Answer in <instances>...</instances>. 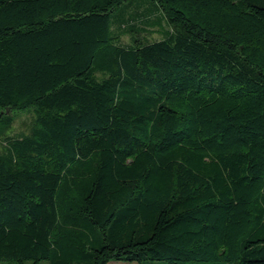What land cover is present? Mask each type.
<instances>
[{"label": "trees", "instance_id": "1", "mask_svg": "<svg viewBox=\"0 0 264 264\" xmlns=\"http://www.w3.org/2000/svg\"><path fill=\"white\" fill-rule=\"evenodd\" d=\"M18 114L0 259L264 264V0H0Z\"/></svg>", "mask_w": 264, "mask_h": 264}, {"label": "rangeland", "instance_id": "2", "mask_svg": "<svg viewBox=\"0 0 264 264\" xmlns=\"http://www.w3.org/2000/svg\"><path fill=\"white\" fill-rule=\"evenodd\" d=\"M169 28L170 27L168 26V24L165 21H163L162 27H159V26L150 27L147 29L148 32H143L142 35L144 36L145 39H148L150 41L160 39L163 37L162 30L169 29ZM120 40L124 44H130L132 43L133 38L130 36V34L124 33L121 35ZM32 124H33L32 115L18 114L16 116V119L13 125L9 129L6 130L3 128H0V151H2L4 148V138L6 136L22 137L25 134L29 133ZM122 263L130 264L131 262H122ZM0 264H15V263L10 262L9 260L0 259ZM39 264H49V263L47 260H43ZM109 264H114V263L111 262Z\"/></svg>", "mask_w": 264, "mask_h": 264}, {"label": "crops", "instance_id": "3", "mask_svg": "<svg viewBox=\"0 0 264 264\" xmlns=\"http://www.w3.org/2000/svg\"><path fill=\"white\" fill-rule=\"evenodd\" d=\"M114 264H125V263H118V262H113Z\"/></svg>", "mask_w": 264, "mask_h": 264}]
</instances>
